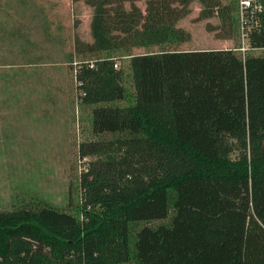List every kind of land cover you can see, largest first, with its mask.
Here are the masks:
<instances>
[{
	"label": "trees",
	"instance_id": "1",
	"mask_svg": "<svg viewBox=\"0 0 264 264\" xmlns=\"http://www.w3.org/2000/svg\"><path fill=\"white\" fill-rule=\"evenodd\" d=\"M140 1L86 0L94 42L79 55L94 61L77 80L93 133L114 139L81 145L96 158L82 217L41 202L0 211V264H264V57L179 49L189 6L207 19L213 0H149L146 13ZM125 57L135 88L120 107ZM150 222L163 223L137 230Z\"/></svg>",
	"mask_w": 264,
	"mask_h": 264
},
{
	"label": "rangeland",
	"instance_id": "2",
	"mask_svg": "<svg viewBox=\"0 0 264 264\" xmlns=\"http://www.w3.org/2000/svg\"><path fill=\"white\" fill-rule=\"evenodd\" d=\"M148 1L137 3L144 13ZM213 1L218 6L207 19L201 14L209 8L199 1L189 6L177 24L189 36L180 50L240 48V1ZM93 17L86 0H0V211L41 202L82 214L81 178L96 158H81V145L114 139L93 133L94 106L77 80L83 61L94 59L79 55L94 42ZM156 50L134 48L132 54ZM249 54L264 57V50ZM117 63L128 90L117 105L126 107L135 87L129 59Z\"/></svg>",
	"mask_w": 264,
	"mask_h": 264
},
{
	"label": "built area",
	"instance_id": "3",
	"mask_svg": "<svg viewBox=\"0 0 264 264\" xmlns=\"http://www.w3.org/2000/svg\"><path fill=\"white\" fill-rule=\"evenodd\" d=\"M239 1L238 19L242 44L236 51L245 59L252 51L264 50V47H255L252 44L253 36L264 38V0ZM89 65L92 69L95 67L93 62H90ZM115 68H118V63Z\"/></svg>",
	"mask_w": 264,
	"mask_h": 264
},
{
	"label": "crops",
	"instance_id": "4",
	"mask_svg": "<svg viewBox=\"0 0 264 264\" xmlns=\"http://www.w3.org/2000/svg\"><path fill=\"white\" fill-rule=\"evenodd\" d=\"M183 51H195V50H184V49H182Z\"/></svg>",
	"mask_w": 264,
	"mask_h": 264
}]
</instances>
